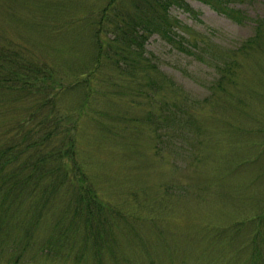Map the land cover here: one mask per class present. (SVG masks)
Masks as SVG:
<instances>
[{
	"label": "rangeland",
	"instance_id": "obj_1",
	"mask_svg": "<svg viewBox=\"0 0 264 264\" xmlns=\"http://www.w3.org/2000/svg\"><path fill=\"white\" fill-rule=\"evenodd\" d=\"M107 2L0 0V48L42 65L45 98L64 87L58 112L2 88L0 139L74 122L75 180L100 203L76 210L79 187L47 203L0 194V264H264V0L234 1L235 17L183 0L173 39L150 34L135 77L108 57L91 76Z\"/></svg>",
	"mask_w": 264,
	"mask_h": 264
},
{
	"label": "trees",
	"instance_id": "obj_2",
	"mask_svg": "<svg viewBox=\"0 0 264 264\" xmlns=\"http://www.w3.org/2000/svg\"><path fill=\"white\" fill-rule=\"evenodd\" d=\"M203 1L217 10L235 17L237 11L231 5L236 0ZM181 2L183 0H109L100 11V17L95 24L94 37L98 51L95 66L91 69L90 75L93 76L103 59L108 57L113 64L127 62L132 67L131 71H128V75L135 77L136 68L132 61L137 62L141 59L145 39L153 33H162L173 39L170 9L173 5ZM260 26L259 23V32L262 30ZM110 30L114 33L112 39L114 44H111L105 53V47L101 48V35ZM257 38L251 39L249 45H254ZM172 39L169 40L173 41ZM17 50L11 45L5 49L0 48V91L2 88L9 90L8 93L23 96L26 100H33V103H40L41 107L43 104H48V101L51 102L53 98L55 100L52 102L53 110L60 111L56 100L64 88L63 84L55 80L53 82L57 88L55 95L53 93L51 99L45 98V82L50 78L48 73L44 72L42 65L27 64L23 57L17 59L15 55L18 53ZM39 82L41 83L40 87L34 90L33 85L36 86ZM148 85H154L153 79L149 81ZM51 89L49 87L48 90ZM29 114H32V111ZM50 122V128L46 131H38V123L37 131L25 132L31 126L27 125V127H17L16 130L10 131L7 134L8 137L3 138L4 134L2 135L0 139V194L6 200L13 201L17 199V196L21 200L22 195L28 193L30 197L38 195V201L47 203L54 191L59 188L63 186L79 187L83 193L79 190L82 196L77 203L76 210L96 205L98 202H95L94 198H90L87 194L88 197L82 190L81 187L85 185L83 183L77 185L75 180L78 173L79 180L84 182L86 173L81 169V166H78L77 162L75 133L77 128L74 122L70 129L64 133L57 130L60 124L57 120L52 118ZM27 123L31 124L30 121ZM64 146L66 148H63ZM26 150H30L27 159L18 162V165L13 167L12 163L23 156ZM70 163L73 165L70 166ZM25 172L26 176L23 175ZM58 235L63 236V231ZM59 240L63 241L62 237Z\"/></svg>",
	"mask_w": 264,
	"mask_h": 264
}]
</instances>
